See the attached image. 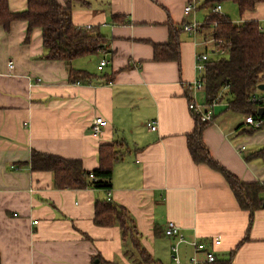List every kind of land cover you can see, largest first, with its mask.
Returning a JSON list of instances; mask_svg holds the SVG:
<instances>
[{
    "label": "crops",
    "instance_id": "obj_1",
    "mask_svg": "<svg viewBox=\"0 0 264 264\" xmlns=\"http://www.w3.org/2000/svg\"><path fill=\"white\" fill-rule=\"evenodd\" d=\"M85 1L84 6L74 3L73 24L98 29L106 47L95 55L101 57L95 65L85 57L72 66L107 73L110 82L71 81L65 62L43 58L40 29L27 40L26 22L15 21L8 31L0 26V264L139 263L130 237L124 238L119 226L94 222L96 204L108 201V192L93 187L59 190L51 172L30 166L37 151L80 160L85 170L93 171L99 167L100 146L114 142L122 146L113 165L110 199L127 210L141 245L159 264H194V256L199 264L206 261L204 253L195 255L187 243L178 246L179 263L174 260L177 238L163 232L168 222L180 226L188 241L210 247L220 237L217 264H264V208L251 223L223 176L196 165L187 145L195 129L188 105L193 99L205 105V93L195 96L191 84L208 34L201 26L197 34L184 31L178 62L154 59V44L169 42L170 24H203V0H195L191 14L184 8L192 0ZM9 6L21 11L27 0H9ZM244 20L257 21L264 29V4L236 23ZM103 60L107 64L100 67ZM257 95L264 98V90ZM222 103L203 108L215 116L203 132L205 145L241 181L264 183L263 161L245 160L264 146V129L247 125L246 116L227 111V102ZM97 117L106 121L101 136L92 133ZM152 121L155 131L147 126Z\"/></svg>",
    "mask_w": 264,
    "mask_h": 264
},
{
    "label": "trees",
    "instance_id": "obj_2",
    "mask_svg": "<svg viewBox=\"0 0 264 264\" xmlns=\"http://www.w3.org/2000/svg\"><path fill=\"white\" fill-rule=\"evenodd\" d=\"M225 1L237 5L241 19L264 4V0H203L200 5L199 10H206L201 31L211 36L215 47V56L210 57L206 63L203 78L205 106L212 107L216 103L226 101L227 111L244 116L252 115L255 120H262V126L256 129L259 131L264 129V115L258 114L259 109L264 107V98L257 95L260 93L259 86L264 83V29L257 21L244 20L236 23L223 13L212 11L216 5H222ZM74 3H80L82 6L88 4L85 0H66L64 4L58 0H27L24 10L12 11L9 0H0V26L8 31L13 22H26L27 40L33 30L40 29L45 48L43 58L65 62L71 81L91 83L96 79H105L110 82L113 78L107 73L100 75L72 66L73 61L98 55L106 47L104 35L98 29H86L73 24ZM184 25L185 23L181 27L169 25V42L163 45L154 44L155 61L180 60V35L184 32ZM219 51L224 53L220 54ZM189 110L195 121L194 131L187 136V145L193 162L196 165H206L223 176L239 207L250 213L252 223L255 212L264 208V183L243 182L218 163L211 156L203 140V132L215 116L212 121L205 122L195 109L189 107ZM121 146V142L101 145L99 167L93 171L85 170L80 160L37 151L32 153L30 166L33 171L51 172L54 176V186L59 190L93 187L111 192L113 165L119 160ZM257 159L264 163V146L245 155L247 162ZM91 175L95 179H91ZM94 222L101 227L119 226L124 238L130 237L140 258L138 264H159L141 245L136 226L124 207L112 201H99L96 204Z\"/></svg>",
    "mask_w": 264,
    "mask_h": 264
},
{
    "label": "built area",
    "instance_id": "obj_3",
    "mask_svg": "<svg viewBox=\"0 0 264 264\" xmlns=\"http://www.w3.org/2000/svg\"><path fill=\"white\" fill-rule=\"evenodd\" d=\"M196 9V1L192 0L184 8V12L186 14H191L195 11ZM213 12L216 13H222V5L218 4L216 5L213 9ZM201 25L197 22H192L190 24H185L184 25V31H189L192 32L193 34H197V30ZM212 43L214 45V40L212 39ZM215 49V47H214ZM213 49V52H214ZM220 54H223L224 51H219ZM210 57L207 53L197 55L196 58V69H197V77L195 78V81L191 84V89L193 88L194 90L193 93L196 96L197 93L204 92L205 86L203 82V78L206 72V63L209 61ZM107 64V60H103L100 63V67H104ZM9 67L12 69L14 68V62L10 61L9 62ZM37 82H40V79H37ZM191 109H195L196 113L202 118L203 121L205 122H210L213 120V113L209 111H204L202 108V105L196 102V100H191L190 106ZM209 109V108H206ZM245 122L247 125L253 127L254 129H258L262 126L263 121L262 120H255L252 115L246 116L245 117ZM106 124V121L102 117H97L93 120L92 123V133L95 136H101L104 131V126ZM147 126L150 130L155 131L157 130V123L155 121L147 123ZM245 148L242 147V151ZM91 179H95L93 175L90 176ZM107 199L108 201H111L110 199V192L107 193ZM165 235L169 238H177V243L174 245L172 248V251L174 253V260L179 263V249L178 246L181 243H187L190 246L193 247V250L195 252V255L197 253H204L206 256V261L205 264H215L217 262V252H216V247L221 245V238L218 237L215 240L211 241L210 247L209 244H207L204 241H197L196 239H193L191 241H188L184 238L181 232L180 226L175 224L174 222H168V224L165 227ZM191 262L194 264H199L200 261L194 256L191 259Z\"/></svg>",
    "mask_w": 264,
    "mask_h": 264
},
{
    "label": "rangeland",
    "instance_id": "obj_4",
    "mask_svg": "<svg viewBox=\"0 0 264 264\" xmlns=\"http://www.w3.org/2000/svg\"><path fill=\"white\" fill-rule=\"evenodd\" d=\"M222 6H223V14L227 17H229L232 21L234 22H237V21H240L241 19V16H240V13L238 11V7L235 3L231 2V1H225L222 3ZM206 12L205 9H202L201 12L199 13L200 15L199 16H204V13ZM201 21H203L202 23H204L205 19H202ZM185 34V32H183ZM207 40H210L208 41V47L205 48L204 46H200L199 47V52L201 53H207L209 55V57H213L215 56V53L213 52V49H212V42H211V36L208 34L206 36ZM199 39L203 40L204 39V34L202 35H199ZM101 57L99 56H91V57H88L86 59H84V61H89L90 65L94 64L96 62H98V60H100ZM223 103H226L223 101ZM222 103V104H223ZM201 105L203 106L202 108L206 109V108H209V107H205V105L202 104L201 102ZM221 105V104H220ZM218 108H219V105H218ZM219 109H217L218 111ZM216 111V113H217ZM134 254H136L134 251H133Z\"/></svg>",
    "mask_w": 264,
    "mask_h": 264
},
{
    "label": "water",
    "instance_id": "obj_5",
    "mask_svg": "<svg viewBox=\"0 0 264 264\" xmlns=\"http://www.w3.org/2000/svg\"><path fill=\"white\" fill-rule=\"evenodd\" d=\"M259 90H264V85L263 84L259 86ZM258 114L260 116L264 115V107L259 109Z\"/></svg>",
    "mask_w": 264,
    "mask_h": 264
},
{
    "label": "bare ground",
    "instance_id": "obj_6",
    "mask_svg": "<svg viewBox=\"0 0 264 264\" xmlns=\"http://www.w3.org/2000/svg\"><path fill=\"white\" fill-rule=\"evenodd\" d=\"M203 107V106H202ZM205 107H207V106H205ZM111 194V193H110Z\"/></svg>",
    "mask_w": 264,
    "mask_h": 264
}]
</instances>
